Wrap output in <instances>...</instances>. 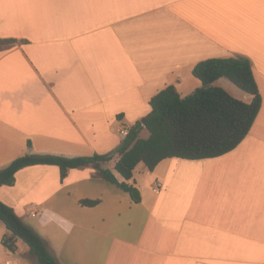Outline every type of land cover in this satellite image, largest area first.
I'll return each instance as SVG.
<instances>
[{
  "label": "crops",
  "instance_id": "0c3cea01",
  "mask_svg": "<svg viewBox=\"0 0 264 264\" xmlns=\"http://www.w3.org/2000/svg\"><path fill=\"white\" fill-rule=\"evenodd\" d=\"M0 39L18 41L0 49V170L28 154H112L102 167L113 170L120 130L146 118L156 94L194 93L201 61L248 58L263 102L235 150L140 164L128 182L140 203L92 166L63 181L56 166L25 168L0 199L60 264H264V0H0ZM223 79L215 85L252 102ZM6 231L0 264H39L12 258L23 246L6 248Z\"/></svg>",
  "mask_w": 264,
  "mask_h": 264
},
{
  "label": "trees",
  "instance_id": "16d2710c",
  "mask_svg": "<svg viewBox=\"0 0 264 264\" xmlns=\"http://www.w3.org/2000/svg\"><path fill=\"white\" fill-rule=\"evenodd\" d=\"M16 43L18 41L15 39H0V49L10 48ZM193 76L202 86L191 95L182 97L177 87L171 85L151 99L150 114L132 126L124 137L117 150L119 159L113 170L102 167V164L112 160V154L72 158L28 154L0 170V188L14 186L18 172L28 167L56 166L60 169L63 181L70 170L92 166L102 178L117 185L133 201L140 203V191L128 183L140 164L153 172L166 159H212L235 150L250 133L263 102L252 62L243 56L211 58L199 62L193 69ZM222 78L230 80L251 95L252 102L241 101L224 88L216 86L215 83ZM144 129L149 132L147 138L141 137ZM115 171L124 179L123 182L118 180ZM100 203V200L80 201L85 207H96ZM0 221L12 234L3 242L11 252L17 251L16 240H22L39 264H60L49 251L43 237L1 199Z\"/></svg>",
  "mask_w": 264,
  "mask_h": 264
},
{
  "label": "rangeland",
  "instance_id": "374dc122",
  "mask_svg": "<svg viewBox=\"0 0 264 264\" xmlns=\"http://www.w3.org/2000/svg\"><path fill=\"white\" fill-rule=\"evenodd\" d=\"M222 83H226L229 87H231V88H233V90H235V91H237V92H239L240 94H247V93H245L244 91H242L241 89H239L236 85H234L230 80H228V79H226V78H224L223 79V81H221ZM223 85V84H222ZM234 93V92H233ZM149 136V132L147 131V130H143L142 131V133H141V137L142 138H147ZM118 155V153L117 152H115V156H117ZM111 167H113V163L111 164H109L108 165V168H111ZM145 167L142 165L141 167H139V169L137 170V174H139L140 172H144V169ZM28 174V173H27ZM26 177H27V180H28V178H30V176H28V175H26ZM28 187H34V186H28ZM27 187V188H28ZM35 206H38L37 204H34ZM38 209V208H37ZM39 210V209H38ZM27 219V218H26ZM29 221H31V220H29ZM33 221V220H32ZM28 225V224H27ZM0 226H1V228H4V230L6 231H8V229H6V226L4 225V223L3 222H1L0 221ZM29 226V225H28ZM6 231V232H7ZM19 243H20V245H22L23 246V250H19V252H17V256H14V254L12 255V258H17V259H21V254H24V255H27V254H29L30 253V251H29V247L22 241V240H19ZM1 246H2V244H1ZM2 247H0V249H1ZM31 258V260L35 263L36 262V259L34 258V257H30ZM36 264V263H35Z\"/></svg>",
  "mask_w": 264,
  "mask_h": 264
},
{
  "label": "built area",
  "instance_id": "2783aa9c",
  "mask_svg": "<svg viewBox=\"0 0 264 264\" xmlns=\"http://www.w3.org/2000/svg\"><path fill=\"white\" fill-rule=\"evenodd\" d=\"M129 130H130V128H122L121 130H120V133L124 136V137H126L128 134H129ZM39 213H40V210H38L36 207H34V206H31L29 209H28V214L30 215V216H32V217H37L38 215H39ZM10 262H7V264H9Z\"/></svg>",
  "mask_w": 264,
  "mask_h": 264
}]
</instances>
